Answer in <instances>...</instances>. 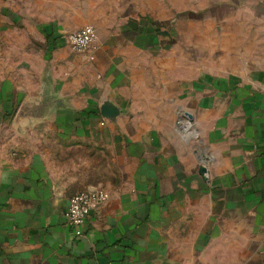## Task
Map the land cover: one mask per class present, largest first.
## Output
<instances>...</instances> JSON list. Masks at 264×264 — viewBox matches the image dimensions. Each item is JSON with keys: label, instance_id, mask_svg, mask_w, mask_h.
<instances>
[{"label": "crops", "instance_id": "obj_1", "mask_svg": "<svg viewBox=\"0 0 264 264\" xmlns=\"http://www.w3.org/2000/svg\"><path fill=\"white\" fill-rule=\"evenodd\" d=\"M234 1L0 0V264H264V9Z\"/></svg>", "mask_w": 264, "mask_h": 264}, {"label": "built area", "instance_id": "obj_2", "mask_svg": "<svg viewBox=\"0 0 264 264\" xmlns=\"http://www.w3.org/2000/svg\"><path fill=\"white\" fill-rule=\"evenodd\" d=\"M63 38L74 51H85L94 41L95 30L92 25H86L66 33ZM176 124L177 129L183 135L193 136L192 123L187 115H180ZM108 197V191L100 186L75 193L70 197L66 209L67 223L74 227L80 225L92 212L98 210L107 201Z\"/></svg>", "mask_w": 264, "mask_h": 264}, {"label": "rangeland", "instance_id": "obj_3", "mask_svg": "<svg viewBox=\"0 0 264 264\" xmlns=\"http://www.w3.org/2000/svg\"><path fill=\"white\" fill-rule=\"evenodd\" d=\"M262 1V2H260ZM234 4L237 6L241 5H247V6H252V7H258L256 9H259V7H262L264 9V0H235ZM262 4V6H260ZM263 40H264V34H263ZM264 52V45L262 48Z\"/></svg>", "mask_w": 264, "mask_h": 264}, {"label": "water", "instance_id": "obj_4", "mask_svg": "<svg viewBox=\"0 0 264 264\" xmlns=\"http://www.w3.org/2000/svg\"><path fill=\"white\" fill-rule=\"evenodd\" d=\"M103 114H105V113H103ZM205 171H206V168H205L204 166H201L200 169H199V172H200L203 176H205V175H204V174H205Z\"/></svg>", "mask_w": 264, "mask_h": 264}]
</instances>
